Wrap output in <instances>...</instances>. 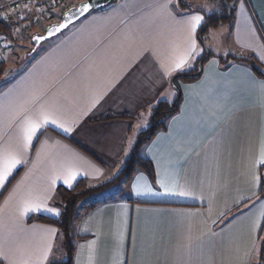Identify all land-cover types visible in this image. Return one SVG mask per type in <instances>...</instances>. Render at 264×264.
Returning <instances> with one entry per match:
<instances>
[{"label":"crops","instance_id":"crops-1","mask_svg":"<svg viewBox=\"0 0 264 264\" xmlns=\"http://www.w3.org/2000/svg\"><path fill=\"white\" fill-rule=\"evenodd\" d=\"M19 1L0 0V21ZM161 4H168L171 17ZM231 5L229 33L223 30L217 54L209 47L199 77L176 79L175 112L139 150L152 164L153 178L136 168L130 179L115 180L157 103H174L172 78L192 73L203 56L197 34L205 15L220 13L217 0H205L207 8L184 0H115L43 42L14 74L0 77V148L18 150L22 159L0 186V264H41L48 243L42 264L64 261L59 227L35 217L59 218L57 187L72 188L80 179L113 182L92 195L101 198L70 233L72 264L264 263L263 180H254L264 169L257 164L264 78L232 58L253 56L264 66V0ZM24 7L19 22L8 23L13 28L28 18L23 11L32 5ZM192 15L203 17L196 48L184 70L165 75V66L187 48L182 22ZM41 111L71 130L49 123L20 149L24 121ZM69 170L75 173L71 186L64 183ZM161 182L189 195H165ZM25 199L42 200V209L59 214L21 216Z\"/></svg>","mask_w":264,"mask_h":264},{"label":"rangeland","instance_id":"rangeland-1","mask_svg":"<svg viewBox=\"0 0 264 264\" xmlns=\"http://www.w3.org/2000/svg\"><path fill=\"white\" fill-rule=\"evenodd\" d=\"M80 1L81 0H20L18 2L19 4L14 3L13 5H16V6H12L10 8L13 11V16L7 19H4L6 23L14 22V21L19 22L17 20L16 15L19 14L20 9L22 10L24 6L28 7L30 6V4H32L33 7L31 8V10L27 9L23 11V12L29 11L30 14H28V18H26L21 24L16 23V28L14 27L15 29L14 28L11 29V33L9 34V36L8 35L5 36L4 34H2L3 36V39H2L1 33H0V47L2 50H6L5 53L0 52V63L4 64L1 69L0 77L1 76H3V78L9 77L10 74L12 73L14 74L21 66H23L24 63L25 64L28 63V60L32 57L31 56L32 54L31 55H28V54L32 49L31 36L33 34L32 33L33 30L37 29V30L44 31L45 27L48 25L47 24L48 22L52 23V22L58 21L59 16L62 15V13L64 12V9L66 10L67 7L76 5ZM184 1L195 3L199 5L200 8L202 7L207 8L206 6H204L205 0H184ZM230 3H232V0H230ZM13 8H15L16 10H14ZM223 8H225L223 1L221 2L219 1L220 12L222 11ZM24 14L26 13H22V15ZM217 14H221V13H216V15ZM229 25H230V18L221 19V20L216 21L214 25L208 26L206 31L202 34V40L204 41V44L208 48L210 47L212 49L213 54H217L218 52L217 50L220 49L221 40H222L221 35H222L223 30L227 29V34L229 33V30H228ZM228 44L229 43L227 42V45ZM25 55L26 57L24 58ZM228 58L230 57L225 56L223 57V60L226 61ZM151 118L152 116L150 117V121H151ZM150 124L148 125V127L150 126ZM148 127L145 130H147ZM99 184L101 183L91 182V183H88V186H96ZM100 198H101L100 196H92L91 194V195L86 196L84 199H80V201L76 204V207L74 209L75 218H73L71 222L70 233L74 232V227H75L77 220L81 218V216L83 215L85 210L88 209L90 204L99 201ZM57 205H59L58 202H57ZM61 234L62 233H60V237L63 238ZM62 253H64L63 249H62ZM64 256L63 257L65 260L66 255ZM255 259L257 260V257ZM257 262H255L254 264H257Z\"/></svg>","mask_w":264,"mask_h":264},{"label":"trees","instance_id":"trees-1","mask_svg":"<svg viewBox=\"0 0 264 264\" xmlns=\"http://www.w3.org/2000/svg\"><path fill=\"white\" fill-rule=\"evenodd\" d=\"M217 1L221 2L223 0H217ZM228 2H229V5L232 7V12H233L234 8L231 5L230 0H228ZM226 12H227V9L225 7L222 9L220 13L225 14ZM215 15L216 13L205 15L204 23H206V21H208L211 17H214ZM229 18L232 19V14ZM59 19H60V16H59ZM215 22L210 23L208 26L214 25ZM202 26L200 27L199 30L202 29ZM12 28H13L12 25L4 22L3 20L0 21V33L4 34L5 36L6 35L9 36ZM201 58L202 56L197 60V62ZM232 58L234 60H240V61L248 63L252 72L256 76L260 78H264V66L253 56H246V57H241V58L232 57ZM197 62H196V66L194 70L192 71V73L197 70ZM3 65H4L3 63H0V74H1V69ZM177 104L178 103H175L173 107L170 108V105L172 104H168L164 101H160L157 103V105L154 107L153 112H152L150 126L148 127L147 130L139 134L136 145L133 148L131 155L123 162L122 169L119 175L115 178V180L119 178L130 179L132 176V173L134 172L136 168H141L148 175L149 178L154 177L152 164L150 163L149 160L140 156L139 150L141 146L145 142L150 140L157 131L165 127V123L167 119L175 112L177 108ZM112 182L113 180L109 182L101 183L96 186H88V183L85 180L80 179L76 182V184L72 188H66L63 186L57 187V190H56L57 202L59 205L63 207L61 216L57 219H53L51 217H47L43 215H39L35 217L36 220L56 224L62 233L63 247H64V251L66 254V258L64 261L60 263H51V264H72L73 254H74V245L72 243L70 229H71V222L73 218H75L74 209L76 207V204L80 201V199H84L88 195H91V194L93 195L99 191H102L104 188L111 185Z\"/></svg>","mask_w":264,"mask_h":264},{"label":"snow or ice","instance_id":"snow-or-ice-1","mask_svg":"<svg viewBox=\"0 0 264 264\" xmlns=\"http://www.w3.org/2000/svg\"><path fill=\"white\" fill-rule=\"evenodd\" d=\"M91 5V0L88 3L82 4L78 9L80 15L89 12ZM168 4H161L160 10L162 13H166L169 17H171V13L167 12ZM203 17L200 15H192L188 19L184 20L183 26L188 33L187 38V48L184 54L179 55L171 65L165 66L164 71L165 75L169 74L170 72L181 71L184 70L185 66L187 65L188 58L192 55L196 48V39L195 33L197 31V27L201 24ZM65 24L59 25L55 31H60V29L65 28ZM42 38V37H41ZM39 39V38H38ZM7 99V97H6ZM54 124L57 127L63 128L65 132H69L71 129L69 127H65L63 124H58L57 119L55 118L54 114L48 111H41L39 117L35 120L33 119H26L21 129V139H20V149H26L28 145L32 142V138L37 134V131L44 127L47 124ZM22 163L21 154L18 150H13L11 148H0V186H3L4 182L8 179V177L13 173V170L17 168L19 164ZM257 164L259 166H264V138L261 140V148L259 153V159L257 160ZM75 179V173L72 171H68L67 177L64 180V183L71 186L72 181ZM264 178L261 177H254L257 185L261 182ZM55 183V179L53 180ZM161 187L165 189L163 194L165 195H174V196H187L189 193L185 191H172L170 190L167 185L161 182ZM151 191V189H149ZM139 194V193H138ZM47 211L53 215H58L59 213L55 208H48L44 207L42 209V200H32V199H25L22 201L20 206V215L25 216L31 212H38V211ZM261 216L264 217V213H261ZM257 228L259 224L255 225ZM52 235L55 234V229H48L47 230ZM51 251V244L48 243L42 253L41 256V264L42 261L48 259V253ZM21 264H31V261H21ZM126 264V260L123 262Z\"/></svg>","mask_w":264,"mask_h":264},{"label":"water","instance_id":"water-1","mask_svg":"<svg viewBox=\"0 0 264 264\" xmlns=\"http://www.w3.org/2000/svg\"><path fill=\"white\" fill-rule=\"evenodd\" d=\"M88 2H89V0H81L76 5L70 6L69 8L64 10V12L62 13V15L60 16V19L58 21L49 23L45 27L44 31H37V32L33 33L31 36L32 49L28 55L33 54L43 42L58 36L63 31H65L69 26L76 23L78 20H80L81 18L86 16L88 13H90L92 11H96V10L106 8V7L110 6L111 4H113L115 2V0H91L92 7L90 8L89 12L84 13L83 15H80L78 12V9L80 8V6L82 4H85ZM223 3L227 9V12L225 14H217L214 17H211L208 21H206V23L203 24L202 29L198 31L197 39H198L199 43L201 44V46L203 47L204 54H203L202 58L197 62V70L193 73L179 74V75H176L172 78V85L175 86V88L177 90V97H176L174 103L172 105H170V108H172L175 103H178L179 98H180V90L176 84V79L179 77H184V78H197V77H199L202 73L203 63L209 58V56L211 54L209 48L204 44V41L202 40V34H203L204 30L207 28V26L210 23L221 20V19H227L231 16L232 7L229 5L228 0H223ZM61 24H65L66 27L60 29V31H55V29L58 28L59 25H61ZM25 57H26V55L24 56V58ZM262 178H264V169L262 170ZM262 180H263V194H264V179H262Z\"/></svg>","mask_w":264,"mask_h":264},{"label":"built area","instance_id":"built-area-1","mask_svg":"<svg viewBox=\"0 0 264 264\" xmlns=\"http://www.w3.org/2000/svg\"><path fill=\"white\" fill-rule=\"evenodd\" d=\"M30 5H32V4H30ZM32 7H33V5H32ZM13 9L16 10L15 8H13ZM4 16H5L4 19H7V18L13 16V11H12V9H9V10L5 13ZM0 52L5 53L6 50H2L1 47H0Z\"/></svg>","mask_w":264,"mask_h":264}]
</instances>
